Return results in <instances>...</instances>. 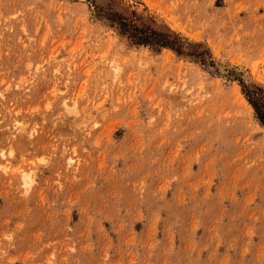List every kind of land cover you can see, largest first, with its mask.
Wrapping results in <instances>:
<instances>
[{"label": "rangeland", "instance_id": "rangeland-1", "mask_svg": "<svg viewBox=\"0 0 264 264\" xmlns=\"http://www.w3.org/2000/svg\"><path fill=\"white\" fill-rule=\"evenodd\" d=\"M253 86L264 0H0V264H264Z\"/></svg>", "mask_w": 264, "mask_h": 264}, {"label": "trees", "instance_id": "trees-1", "mask_svg": "<svg viewBox=\"0 0 264 264\" xmlns=\"http://www.w3.org/2000/svg\"><path fill=\"white\" fill-rule=\"evenodd\" d=\"M109 21L116 26L119 34L124 35L132 44L145 45L157 50L160 48H167L178 55L185 53L184 50L186 47L183 46L184 42L178 35L169 30H167L166 33L149 31L143 26L135 25L131 21L115 16L109 17ZM192 46V48L195 49L198 45ZM200 55L201 54H197V57L200 59L199 61L203 62ZM241 87L245 89L244 86ZM243 93L247 102L254 110L257 119L264 125V92L253 86L251 90L246 89Z\"/></svg>", "mask_w": 264, "mask_h": 264}]
</instances>
